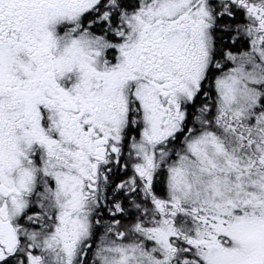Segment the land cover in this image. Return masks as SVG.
<instances>
[{"label":"snow or ice","instance_id":"1","mask_svg":"<svg viewBox=\"0 0 264 264\" xmlns=\"http://www.w3.org/2000/svg\"><path fill=\"white\" fill-rule=\"evenodd\" d=\"M0 264H264V0H0Z\"/></svg>","mask_w":264,"mask_h":264}]
</instances>
